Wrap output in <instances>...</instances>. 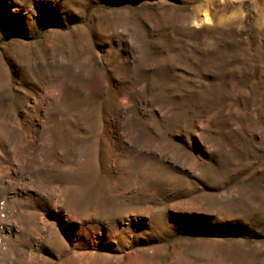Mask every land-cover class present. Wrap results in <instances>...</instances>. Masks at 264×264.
<instances>
[{
    "label": "rangeland",
    "instance_id": "obj_1",
    "mask_svg": "<svg viewBox=\"0 0 264 264\" xmlns=\"http://www.w3.org/2000/svg\"><path fill=\"white\" fill-rule=\"evenodd\" d=\"M0 264H264V0H0Z\"/></svg>",
    "mask_w": 264,
    "mask_h": 264
}]
</instances>
